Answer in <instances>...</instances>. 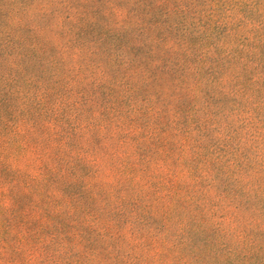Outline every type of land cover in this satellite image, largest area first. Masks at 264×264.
<instances>
[{"label": "clouds", "instance_id": "1", "mask_svg": "<svg viewBox=\"0 0 264 264\" xmlns=\"http://www.w3.org/2000/svg\"><path fill=\"white\" fill-rule=\"evenodd\" d=\"M94 3L95 0H35L28 24L35 23L44 32L55 30L67 38L70 51L67 61L61 58V66L67 63L77 83L87 77L86 84L101 85L114 93L112 102L120 105L115 124L104 121L99 111L92 115L80 113V130L87 132L98 127L102 132L111 130V134L101 137L99 147L86 136L79 149L65 147L61 153L63 159L54 160L27 142L25 132L31 125L23 106L28 100L17 104L19 97H11L9 93L12 111L0 109V264H75L83 254L77 233L83 230L81 226L92 224V218L84 211L89 193H95L98 189L93 186L101 183L107 189L122 164L129 158L136 159L129 151L135 147L128 134L133 128L142 155L147 157L146 172L150 169L152 173L171 174L172 169L187 176L194 170L192 158L200 152L196 140L177 155L159 147L144 151L146 141L139 139L140 129L132 122L141 111H147L150 116L160 111L151 110L157 104L156 86L151 85L149 91V85H145L135 96L131 89L137 79H146L144 69L153 67L162 58L164 39L163 36L156 39L155 31L162 29L169 36L168 48H173V41L194 39L196 29H189L186 34L184 28L178 31L173 26L149 23L151 17L145 19L139 14L141 0L123 3L104 0L105 28L112 33V41L105 37L102 41L88 42L81 35L89 25L98 23L99 17L92 10ZM204 12L205 27L216 24L225 32L224 36L215 34L216 43L225 50V55H230L234 61L232 73L238 74V66L247 60H241L234 49L239 47L247 52L244 44L264 41V0H207ZM125 35L130 38L129 43L117 47L115 39ZM86 45L96 46L94 54L87 51ZM133 48L150 54L142 62ZM6 55L16 57L19 53L10 50ZM232 73L219 83L205 81L200 87L181 89L182 94L186 93L188 105L183 117L185 125L194 128L192 122L196 121L201 127L211 129L209 136L197 137L199 144L207 145L210 151L187 183L192 185V196L207 217V225L200 230L219 234L221 242L230 246L231 251L247 250V254L264 246V97H258L255 89L238 88ZM4 93L8 89L0 88V94ZM129 104L131 107H127ZM165 112L174 121L180 119L171 108L165 106ZM73 120L76 122L75 115ZM196 135L192 133L193 137ZM174 160H179V170L172 168ZM66 183L71 184L72 191H65ZM136 183L141 185L139 178ZM41 199L47 201L52 222H46L40 231L35 226L28 227L27 220L24 225L19 224L22 210L29 215ZM97 203L103 210L104 202ZM237 207L241 212L236 211ZM173 225H169L170 233L150 234V238L160 240L163 245L155 252L147 250L156 257L157 264H175L177 259L188 264L180 256L181 248L188 243L187 220L177 214ZM121 250L130 252L126 245ZM83 264L89 261L84 260Z\"/></svg>", "mask_w": 264, "mask_h": 264}, {"label": "rangeland", "instance_id": "2", "mask_svg": "<svg viewBox=\"0 0 264 264\" xmlns=\"http://www.w3.org/2000/svg\"><path fill=\"white\" fill-rule=\"evenodd\" d=\"M123 2L125 0H121ZM206 4L207 0H141L139 14L145 19L151 17L149 23L169 28L173 26L178 31L184 28L186 34L189 29L196 31L194 39L173 41V48H168L169 36L162 29L155 31L156 39L161 36L164 39L162 58L154 62L153 67L144 69L146 79H137L136 86L131 89V94L135 96L144 90L145 85H149V91L151 85L156 86L157 104L151 110L156 112L159 108L160 111L155 116L141 111L136 117L139 124L132 122L140 129L139 139L146 141L144 151L151 152L159 147L177 155L184 146L196 140L200 152L192 158L193 172L187 176L183 171L172 169L171 174L152 173L150 169L146 172L144 161L147 157L142 155L133 128L128 134L135 147L129 148V151L136 159L129 158L122 164L107 189L101 183L93 186L98 189L95 193H89L84 211L92 218V224L81 226L83 230L77 233L83 254L75 264H83L84 260H88L89 264H157L156 257L147 250L155 252L163 245L160 240L150 238V234L154 231H159L161 235L170 233L169 225H173L177 214H182L187 220L188 243L181 248L180 256L188 264H264V246L247 254V250L231 251L230 246L221 242L219 234L200 230L207 225V217L192 196V185L187 183L195 174L196 167L208 158L210 151L207 145L199 144L197 137L209 136L211 129L201 127L196 121L192 122L196 125L194 128L185 125L183 117L188 105L186 93L182 94L181 89L192 85L200 87L205 81L219 83L232 73L234 66L230 55H225V50L216 43L215 34L224 36L225 32L216 24L205 27ZM34 5L35 0H0V88L8 89V93L0 94V109L12 111L11 97H19L17 104L28 100V104L23 106V111L29 113L28 123L31 125L25 132L27 142L51 159L61 160L65 147L73 151L79 149L86 136L91 144L99 147L101 137L111 134V130L102 132L98 127L87 132L80 130V113L92 115L99 111L104 121L115 124L114 117L120 105L112 102L114 93L108 89L86 84L87 77L77 83L76 78L70 75L67 63L61 66V58L67 61L70 51L67 38H62L55 30L44 32L35 23L29 26L28 18ZM105 7L104 0H95L92 10L99 20L96 25L82 30V40L102 41L107 37L112 41V33L105 28ZM198 26L204 31H200ZM129 41L130 38L125 35L117 37L114 42L121 47ZM244 48L248 51L239 47L234 49L247 63L238 66L239 72L232 73L233 79L241 90L255 89L258 97H264V41H250L244 44ZM86 49L94 54L96 46L86 45ZM10 50L17 51L19 55L7 57ZM132 50L142 62L143 57L150 54L144 49ZM165 106L173 109L180 119L172 120L166 114ZM193 132L196 137L192 136ZM43 167L47 168V165L43 164ZM172 168L180 169L179 160L173 161ZM137 178L141 185H137ZM72 190L71 184L66 183L65 191ZM98 200L104 202L103 210H100ZM24 211L18 218L21 225L27 220L28 227L35 226L40 231L46 222H52L47 201L43 199L29 215H25ZM236 211L241 212V209L237 207ZM230 219L225 223H229ZM8 222L6 218L4 224L7 226ZM72 240L70 237L69 242ZM123 245L130 252L121 250ZM175 264L183 262L177 259Z\"/></svg>", "mask_w": 264, "mask_h": 264}]
</instances>
